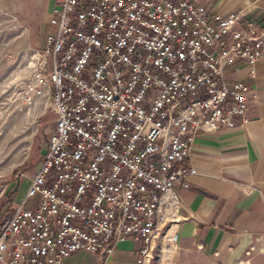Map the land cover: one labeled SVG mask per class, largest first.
<instances>
[{"label":"built area","instance_id":"built-area-1","mask_svg":"<svg viewBox=\"0 0 264 264\" xmlns=\"http://www.w3.org/2000/svg\"><path fill=\"white\" fill-rule=\"evenodd\" d=\"M42 40L25 93L54 123L1 222L0 264L81 251L111 264L128 239L138 264H154L163 238L176 244L194 138L247 120L248 85L226 70L243 62L254 75L264 16L210 14L203 0H54Z\"/></svg>","mask_w":264,"mask_h":264},{"label":"crops","instance_id":"crops-1","mask_svg":"<svg viewBox=\"0 0 264 264\" xmlns=\"http://www.w3.org/2000/svg\"><path fill=\"white\" fill-rule=\"evenodd\" d=\"M203 3L210 14L244 8L250 18L264 16V0ZM53 5L54 0H20V14L33 21L41 38ZM226 76L248 85L247 120L194 138L188 162L196 173L181 191V221L172 229L176 244L171 250L163 242L162 264H264V246L259 243L264 237V56L256 62L253 76L243 62L227 68ZM139 248L130 239L119 242L111 264H138ZM79 254L84 257L76 261ZM94 262L95 256L81 251L61 264Z\"/></svg>","mask_w":264,"mask_h":264},{"label":"rangeland","instance_id":"rangeland-1","mask_svg":"<svg viewBox=\"0 0 264 264\" xmlns=\"http://www.w3.org/2000/svg\"><path fill=\"white\" fill-rule=\"evenodd\" d=\"M19 4L0 0V225L22 199L54 123L44 102L25 93L33 49L42 51L44 41L33 21L20 14ZM158 259L154 264H162V253Z\"/></svg>","mask_w":264,"mask_h":264},{"label":"bare ground","instance_id":"bare-ground-1","mask_svg":"<svg viewBox=\"0 0 264 264\" xmlns=\"http://www.w3.org/2000/svg\"><path fill=\"white\" fill-rule=\"evenodd\" d=\"M162 242H164L165 243V245L168 247V245H167V243H166V240L163 238L162 239ZM161 248H162V246H161ZM168 248H170V249H172L173 250V248L172 247H168ZM160 254H161V249H160Z\"/></svg>","mask_w":264,"mask_h":264}]
</instances>
